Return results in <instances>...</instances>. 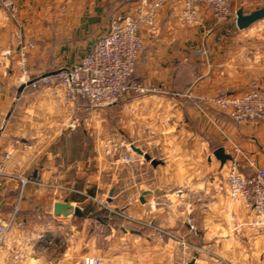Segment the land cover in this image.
I'll list each match as a JSON object with an SVG mask.
<instances>
[{
	"label": "crops",
	"instance_id": "obj_1",
	"mask_svg": "<svg viewBox=\"0 0 264 264\" xmlns=\"http://www.w3.org/2000/svg\"><path fill=\"white\" fill-rule=\"evenodd\" d=\"M15 1L18 20L0 10V154H11L0 176L4 217L19 198L20 178L31 182L0 246V264H83L87 255L105 264H189L196 254L195 264H264V234L247 224L254 214L230 198L220 175L230 159L222 165L214 155L224 147L232 156L237 147L264 168V121L238 124L212 102L220 91L241 93L255 80L264 87V67L256 71L241 42L252 32L233 22L216 25L210 12L204 25L182 27L181 0H170L156 10V31L141 27L144 49L133 77L161 92H130L92 109L65 98L58 83L37 91L24 83L15 32L35 44V80L80 61L112 17L130 16L126 1ZM127 155L134 160L124 161ZM57 201L84 215H55ZM103 205L127 217L108 218ZM132 217L173 237L161 238Z\"/></svg>",
	"mask_w": 264,
	"mask_h": 264
},
{
	"label": "built area",
	"instance_id": "obj_2",
	"mask_svg": "<svg viewBox=\"0 0 264 264\" xmlns=\"http://www.w3.org/2000/svg\"><path fill=\"white\" fill-rule=\"evenodd\" d=\"M165 1L154 0V5L138 18L129 15L112 17L108 31L80 61L61 67L53 73L44 74L35 80L30 77L29 67V52L35 44L23 40L21 33L17 30L15 36L19 49L18 58L15 61L16 70L23 82H30L35 91L44 84L58 83L65 90V98L72 101L80 98L92 109L115 105L132 91L139 94L159 93L161 89L134 82L132 76L143 49L141 27L144 24L150 29L155 28L156 10ZM181 3L180 24L182 27L204 25L208 12L211 13L216 25L226 24L233 16L236 18V11L232 8L233 0H181ZM0 10L7 11L12 18L18 20L20 7L15 0H0ZM212 102L238 124L264 121V87L257 82H252L247 90L241 93L220 91L212 98ZM10 158L9 152L0 154V176L5 175L4 169ZM123 160L132 162L134 158L127 155ZM228 162V195L233 201H240L254 214L247 224L264 234V168L255 166L253 162L247 160L237 147ZM246 167L251 168V171L247 173ZM20 179L19 198L8 218L1 212L2 199L0 198V246L7 238L13 224L18 221L17 214L23 194L26 186L31 182L28 178ZM1 184L0 181V186ZM38 184L46 185L40 182ZM105 207L111 219L127 217L119 210ZM130 219L154 229L161 238L173 237L170 232L157 228L150 221L143 222L133 217ZM17 257H20V254H17ZM83 264H105V262L101 257L87 255Z\"/></svg>",
	"mask_w": 264,
	"mask_h": 264
},
{
	"label": "rangeland",
	"instance_id": "obj_3",
	"mask_svg": "<svg viewBox=\"0 0 264 264\" xmlns=\"http://www.w3.org/2000/svg\"><path fill=\"white\" fill-rule=\"evenodd\" d=\"M125 1H126V5H127V11L130 12V16H132L133 18H138L139 16H141L142 13L147 11L149 6L152 5V4H150V2L154 1V0H147V1H145V3L143 1V3H142L143 6H141V8H139V9L137 8V3H140L139 0H125ZM168 1H170V0H166L163 4H165ZM261 7H264V0H233V3H232V8L234 11H237L239 8H243V9H245L246 13H250V12H252L256 9H259ZM159 8H160V6H159ZM155 17H156V15H155ZM228 22H233L234 26L235 27L237 26L236 25V18L234 16ZM151 30L156 31V27L154 29H151ZM239 30H243V31L245 30V31L252 32L248 35V37L247 36L245 37L246 39L241 40V42L247 43V45H249V46H247V48L249 50L248 52L250 55L253 54V56L255 57L254 58L255 59L254 68L256 69L257 72H260V69H262L264 67V19L257 21L256 23H254L253 25H251L250 27H248L246 29H239ZM243 47H245V46L243 45ZM143 49H144V43H143ZM143 49H142V51H143ZM142 51H141V53H142ZM141 53H140V55H141ZM253 82H257L260 85V83L256 80ZM132 92H134V91H132ZM130 150L132 151V149H130ZM227 173H228V170L225 167L224 171L222 173H220V175L221 176H227ZM105 206L103 205V207L102 206L101 207H102V209H104L106 211ZM98 215H99V217H102V219H103L104 215L102 212H99ZM93 217H95V216H93ZM108 218H109V216H108Z\"/></svg>",
	"mask_w": 264,
	"mask_h": 264
},
{
	"label": "water",
	"instance_id": "obj_4",
	"mask_svg": "<svg viewBox=\"0 0 264 264\" xmlns=\"http://www.w3.org/2000/svg\"><path fill=\"white\" fill-rule=\"evenodd\" d=\"M261 19H264V7L256 9L250 13H245L243 8H239L236 11V25L239 29H246ZM131 148L134 152H136L140 155H143L146 160L151 161L152 164L157 163V161L155 159H152L149 154L143 152V150H141L140 148H138L134 145H132ZM214 155L217 159H219L221 161L222 165H224L227 162V160L231 159L230 154H228L225 151L224 147L217 148L214 151ZM112 192H113V190L110 191L109 201H111ZM145 193H147V191H145ZM53 212L55 215H58V216H69L71 214H75L77 216H83L84 215V213L80 207L73 206L68 201H57V202H55ZM196 257H197V254L189 262V264H195L196 263Z\"/></svg>",
	"mask_w": 264,
	"mask_h": 264
},
{
	"label": "trees",
	"instance_id": "obj_5",
	"mask_svg": "<svg viewBox=\"0 0 264 264\" xmlns=\"http://www.w3.org/2000/svg\"><path fill=\"white\" fill-rule=\"evenodd\" d=\"M134 74H135V73H134ZM134 74H133V76H132V81H134V80H133ZM134 82H135V81H134Z\"/></svg>",
	"mask_w": 264,
	"mask_h": 264
}]
</instances>
